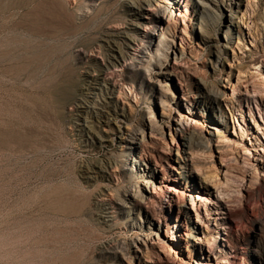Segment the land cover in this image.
<instances>
[{
    "label": "rangeland",
    "instance_id": "obj_1",
    "mask_svg": "<svg viewBox=\"0 0 264 264\" xmlns=\"http://www.w3.org/2000/svg\"><path fill=\"white\" fill-rule=\"evenodd\" d=\"M0 50V264H264V0H0ZM176 79L202 140L181 151ZM150 130L183 196L171 218L162 189L148 216L131 198Z\"/></svg>",
    "mask_w": 264,
    "mask_h": 264
},
{
    "label": "bare ground",
    "instance_id": "obj_2",
    "mask_svg": "<svg viewBox=\"0 0 264 264\" xmlns=\"http://www.w3.org/2000/svg\"><path fill=\"white\" fill-rule=\"evenodd\" d=\"M13 1V0H12ZM22 1V0H21ZM174 4H182L183 7H185V14L187 13V9H188V0H173ZM3 2V1H2ZM16 2V1H15ZM56 2V1H55ZM23 3V2H22ZM58 3V2H57ZM171 4V3H169ZM23 5V4H22ZM29 5V4H28ZM26 5V6H28ZM62 5V4H61ZM15 6V4H14ZM21 6V5H20ZM19 6V7H20ZM32 6V5H31ZM11 7V6H10ZM25 7V5H24ZM41 7V6H40ZM39 7V8H40ZM45 7V6H44ZM14 8V7H13ZM16 8V7H15ZM47 8V7H46ZM54 8V7H53ZM5 9V7H4ZM8 9V8H7ZM60 9V8H59ZM204 9V7H203ZM11 10V9H9ZM8 10V11H9ZM31 10V9H30ZM29 10V11H30ZM42 10V8H41ZM7 11V10H5ZM4 11V12H5ZM49 11V10H48ZM47 11V12H48ZM55 11V10H54ZM61 11V10H60ZM16 12V11H15ZM36 12V11H35ZM52 12V11H50ZM67 12V11H66ZM6 13V12H5ZM28 14V13H27ZM32 14V13H31ZM68 14V13H67ZM85 15V14H84ZM67 16V15H66ZM36 17V16H35ZM44 17V16H43ZM83 18V17H82ZM2 19V18H1ZM8 19V18H7ZM185 20V17H184ZM11 23V21H10ZM14 23V21H13ZM69 23V21H68ZM9 24V23H8ZM75 25V24H74ZM85 25V24H84ZM89 25V24H88ZM82 25H75L72 28L69 29H74V30H79ZM89 27V26H88ZM16 28V27H15ZM55 28V27H54ZM83 28V27H82ZM53 29V28H52ZM65 29V28H64ZM68 29V30H69ZM85 29V28H84ZM83 30V29H82ZM81 32V31H80ZM77 33V32H76ZM18 33H16L17 35ZM40 34V33H39ZM28 36V35H27ZM15 37V36H14ZM19 37V36H18ZM17 37V38H18ZM58 37V36H57ZM70 37V36H69ZM128 38V37H126ZM25 39V38H24ZM28 40V39H27ZM163 40H167L165 38H163ZM180 40L182 42V38L180 37ZM25 41V40H24ZM128 41L130 42L131 40L128 38L127 39V43ZM168 41V40H167ZM23 42V41H22ZM26 42V41H25ZM29 42V41H28ZM172 42V41H169ZM7 43V42H6ZM49 43V42H48ZM173 43V42H172ZM19 44V43H17ZM16 44V45H17ZM14 46V45H13ZM8 47V46H7ZM6 47V48H7ZM164 47H166V49H170V47H168V45H164ZM30 48V47H29ZM63 49V48H62ZM113 49V48H111ZM118 49V48H117ZM39 50V49H38ZM1 51V50H0ZM3 51V50H2ZM18 51V50H17ZM163 51H167L164 50ZM37 52V51H36ZM39 52V51H38ZM12 53V52H11ZM10 53V54H11ZM27 53V52H26ZM6 54V53H5ZM9 54V53H8ZM13 54V53H12ZM11 54V55H12ZM41 55V54H40ZM161 55L163 54H158V58L161 57ZM36 56V55H35ZM147 55H145L146 57ZM2 57V56H1ZM37 57V56H36ZM118 57L122 58L124 56H122V53H120V51H117V54H115L113 52L112 56H109V62L108 63H115L116 60H118ZM149 57V56H147ZM111 58V59H110ZM164 60V62L167 64V66H169L171 68V70L175 73L177 70V66H180L179 64V60L177 59V57L171 62L168 59L167 56H164L162 58ZM180 59V58H179ZM150 61L152 60V56L151 58H149ZM41 61V60H40ZM150 65V64H149ZM162 65V63H161ZM28 67V66H27ZM34 67V65H33ZM145 68H148V66H146ZM89 73V72H88ZM174 76L176 77V75L174 74ZM91 76L89 74H87V78L93 80V78H90ZM53 84V83H52ZM175 91L176 93H178V97H179V101H183L186 102V104H188L187 106V114H179V112H177V119H175L173 122L175 124L174 126H169V135L171 136L173 142H174V146L176 147V149L178 151H181L180 145L176 142V138H181V140L183 141V146L186 147H191L190 145H194V144H201L202 145V140L200 137L194 138V125L195 122L192 119V113H194L192 108H196L194 107V105H196L195 102H193L192 100H190L188 97H186V94L184 92V89L182 87V84L179 82L178 79H176L175 84ZM53 87V86H52ZM51 88V87H49ZM50 91V89H48ZM213 91V90H211ZM211 91H207L206 93L210 96H214V93H212ZM52 93V92H51ZM53 96V95H52ZM61 96V95H60ZM64 96V95H63ZM53 99V98H52ZM63 100V99H62ZM66 100V99H65ZM41 101V100H40ZM58 102V101H57ZM107 102V101H106ZM108 102H109V98H108ZM107 102V103H108ZM180 105V103H179ZM110 112V117H111V121H116L118 119V110L114 109V110H109ZM168 127V126H167ZM164 134V133H163ZM145 136H141V138L139 137L137 139V141L135 142L136 146L134 147L135 149V158L133 159V162H138L143 164L147 169L148 172H150V182L145 183L147 185V187L150 188V191H145V193L141 194L139 197H135V195H131V198H133L134 201V207H136V209L139 210V213L141 211H143L144 214H146V216H148L149 214V210H148V202H152L153 201V196L154 194H156L155 190L156 189H162L163 193L167 196H169L171 199L170 201L167 200L166 201V205L160 207L161 212L164 213L167 217H172L173 213V203L176 202L177 200H179L180 196H182V193L180 191L177 190L178 188V183H177V178L172 174V170L175 171L176 168L175 166H171L169 163H165L164 165V161L162 155L160 154V151L156 148L158 145H156L155 143V133L153 130H150L149 134L147 135V139L144 138ZM135 139V138H134ZM15 147V146H14ZM169 156L171 157V151L172 149L169 150ZM146 153L149 154V157L146 156ZM158 153V154H157ZM156 156H158V160L155 158ZM158 168L159 173L161 174V176L159 175H154V172L152 171L153 169L156 170ZM157 171V170H156ZM157 171V172H158ZM154 202V201H153ZM179 212L177 213L176 216V220H175V224L173 225V229L175 230H171L170 228H168V226L166 225V223H162L160 222V220L154 219V217H150V219L148 220L149 225L151 226H156L158 230L162 229L165 231V233H167V231L170 229L172 231V237L167 239V242H165V250L163 249V252H167L168 254L171 252L170 250V244H172V242H176L178 244H180L182 242L183 239V234L177 233L176 234V230L178 228V225H180V221L181 219L179 218L180 216L178 215ZM162 252V251H161ZM168 259V258H167ZM157 262L159 261H164V258L160 257L159 254H157V258H156ZM151 261V260H150Z\"/></svg>",
    "mask_w": 264,
    "mask_h": 264
}]
</instances>
